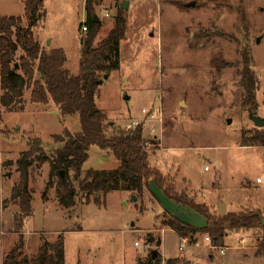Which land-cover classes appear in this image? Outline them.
Here are the masks:
<instances>
[{
    "label": "rangeland",
    "instance_id": "374dc122",
    "mask_svg": "<svg viewBox=\"0 0 264 264\" xmlns=\"http://www.w3.org/2000/svg\"><path fill=\"white\" fill-rule=\"evenodd\" d=\"M123 1L91 0L101 21L95 47L113 28L119 9L126 16L119 68L103 73L107 78L99 86L96 106L121 129L141 118L142 108L160 106L162 120L142 124L151 167L173 178L177 191L190 192L213 214H220L218 208L225 204L226 213L259 211L264 216V146L241 145L242 136L259 127L243 104L240 85L248 55L259 82L255 114L264 118V0H129L127 9L121 7ZM191 1L195 6L186 7ZM85 3L43 0L44 16L32 28L42 49L64 50V66L74 76L79 71ZM0 16L23 17V0H0ZM21 24L26 26L27 20ZM21 54L18 48L15 59ZM113 59L114 49L102 65ZM16 71L21 73L19 66ZM31 89L24 88L15 111L0 107V264L15 246L18 259L32 258L60 234L64 264H136L152 251L161 252V260L181 257L190 264H264L261 226L231 232L223 254L202 234L193 238L199 245L187 243L180 251L177 234L162 229L166 212L155 184L136 201L127 190L86 198L79 189L86 170L111 171L119 165L111 151L96 145L88 149L78 178L69 171L76 202L64 209L56 193L58 179L49 174L50 161L59 146L55 135L80 131L78 116L62 115L51 99L33 102ZM35 137L42 140V155L48 160H34L30 167L32 212L20 234L14 223L18 206L10 196L19 179L15 160ZM257 178L262 184H256ZM189 209L195 213L189 211L194 224L203 225L205 217Z\"/></svg>",
    "mask_w": 264,
    "mask_h": 264
},
{
    "label": "trees",
    "instance_id": "16d2710c",
    "mask_svg": "<svg viewBox=\"0 0 264 264\" xmlns=\"http://www.w3.org/2000/svg\"><path fill=\"white\" fill-rule=\"evenodd\" d=\"M24 16H0V107L15 111L21 103L23 90L32 87L31 100L35 103H46L51 99L62 115H77L80 131L55 135L59 143L54 150V158L50 161V176L57 177L56 193L59 204L64 209L75 205L76 189L69 180V171H75V178L81 174L82 165L88 159V149L92 145L109 150L119 161V165L111 171L88 169L79 180V189L86 198L102 192L104 195L112 190H127L140 196L145 188L149 189L153 182L162 193L178 205L189 207L205 217V226H192L168 212L163 215L162 225L169 227L181 238L192 239L198 234L209 237L211 245L223 247L226 237L238 229H250L261 226L256 212L213 214L205 204L197 203L194 196L186 190L177 191L174 179L151 167L146 141L142 136V126L133 130L116 127L108 121L107 116L96 106V95L103 73L119 68V43L126 31V16L119 9L115 16L114 26L98 46L93 42L100 30L101 21H93L94 10L91 0H86L87 31L82 32L79 58V71L71 75L65 68L66 56L62 48L50 51L42 49L34 37L32 28L44 16L43 0H23ZM27 20L23 26L22 20ZM98 18V17H97ZM83 24V23H82ZM80 25V28L82 26ZM21 48L22 54L15 59V53ZM114 49V59L109 65H102ZM17 62L21 73L14 67ZM216 66V63L213 62ZM240 85L243 89V104L254 113L257 108L256 92L259 82L250 71L249 57L244 56ZM21 109V108H20ZM249 137L242 136V146L263 145L264 128L251 131ZM42 140L35 137L27 140V149L23 150L15 160L19 175L17 184L12 187L11 198L17 203L18 211L14 214L16 231L20 234L23 220L31 214L32 196L29 190V171L34 160L43 163L48 160L42 155ZM63 171L62 178L59 171ZM51 184V182H49ZM152 237L149 236V240ZM21 244V243H20ZM160 239L156 245L160 246ZM264 247V242L262 244ZM19 246H15L5 256L3 264H64L63 237L60 234L54 242H45L44 251L32 258H17ZM155 252V256L153 253ZM136 264H190L181 257L167 259L163 262L157 251H152L144 260Z\"/></svg>",
    "mask_w": 264,
    "mask_h": 264
},
{
    "label": "built area",
    "instance_id": "2783aa9c",
    "mask_svg": "<svg viewBox=\"0 0 264 264\" xmlns=\"http://www.w3.org/2000/svg\"><path fill=\"white\" fill-rule=\"evenodd\" d=\"M80 30L82 32H85L87 31V25L85 23L82 24ZM141 113H142V117L141 118H138V119H132L130 122H128L126 125H125V129L126 130H133L135 129L137 126L139 125H142L144 122H151V121H161L162 120V110L160 108V106L156 107V108H152V109H145V108H142L141 109ZM256 182L257 183H260L261 180L259 178L256 179ZM205 240L211 244V241H210V238L209 237H205ZM180 250H183V247L184 245H186L187 243L188 244H191L190 241H189V238L188 237H184V238H181V241H180ZM194 245H199L198 242H193ZM136 246H139L138 243H135ZM214 247V246H212ZM262 249V253H263V256H264V247L261 248ZM225 251V249L223 247H220V252L223 254Z\"/></svg>",
    "mask_w": 264,
    "mask_h": 264
},
{
    "label": "crops",
    "instance_id": "0c3cea01",
    "mask_svg": "<svg viewBox=\"0 0 264 264\" xmlns=\"http://www.w3.org/2000/svg\"><path fill=\"white\" fill-rule=\"evenodd\" d=\"M98 20H99V18H98ZM153 182H150V186H149V189H147V188H145L144 190H143V192H145V190H147V191H149V192H151L150 191V188L153 186ZM256 184H262V181L260 182V183H257L256 182ZM160 190V189H159ZM142 192V193H143ZM130 193V192H129ZM131 194V193H130ZM152 194H154V193H152ZM155 196V195H154ZM136 197H138V196H136ZM156 197V196H155ZM156 199H157V197H156ZM160 205H163V207H164V211H166V212H168V213H170V214H173L174 216H176V217H178L179 219H181V220H183L184 222H186V223H188V224H190V225H192V226H195V227H203V226H205V223H206V221H205V223L203 224V225H196V224H194V222H193V218H194V216L189 212V211H191L188 207H183V206H181V205H178L177 203H175L173 200H170V199H168L163 193H162V191L160 190ZM193 214H195L193 211H191ZM165 228H169V227H166V226H164L162 229H165ZM161 229V230H162ZM170 229V228H169ZM173 231V230H172ZM177 236L180 238V241H181V237L177 234ZM189 238V237H188ZM160 241H161V243H162V240H161V238H160ZM189 241H190V243H193L192 242V239L190 240L189 239ZM160 246H161V244H160ZM159 246V247H160ZM179 247H180V245H179ZM180 249V248H179ZM180 251H183V250H180ZM160 254H161V252H160ZM162 255V254H161ZM173 258H177V257H173ZM171 259V258H170ZM165 260H167V259H165ZM165 260H163V261H165Z\"/></svg>",
    "mask_w": 264,
    "mask_h": 264
},
{
    "label": "water",
    "instance_id": "95a60500",
    "mask_svg": "<svg viewBox=\"0 0 264 264\" xmlns=\"http://www.w3.org/2000/svg\"><path fill=\"white\" fill-rule=\"evenodd\" d=\"M128 2H129V0H124L121 4V7H123L124 9H127L128 8ZM194 6H195V1H191L189 3H186V7H194ZM93 21H95V22L98 21V18L96 15H94ZM258 41H259V39H258ZM14 67H15V69H17L18 65L15 64ZM104 78H107V75H104ZM248 112H249V117L254 122L255 126L259 127V128H263L264 127V118L255 114L251 109H248ZM59 173L62 176V178H64V172L61 170V171H59ZM132 198L134 201L137 200L136 195H133ZM218 212L220 214H225L226 213V205L220 204V206L218 208ZM256 214L259 216L261 225L264 227V216L259 211H256ZM153 256H155V252L153 253Z\"/></svg>",
    "mask_w": 264,
    "mask_h": 264
}]
</instances>
